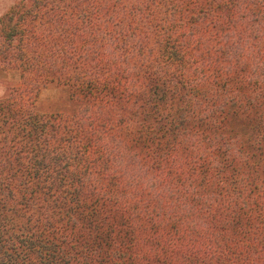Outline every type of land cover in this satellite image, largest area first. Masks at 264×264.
Listing matches in <instances>:
<instances>
[{
    "label": "trees",
    "instance_id": "obj_1",
    "mask_svg": "<svg viewBox=\"0 0 264 264\" xmlns=\"http://www.w3.org/2000/svg\"><path fill=\"white\" fill-rule=\"evenodd\" d=\"M0 72V264H264V0H20Z\"/></svg>",
    "mask_w": 264,
    "mask_h": 264
},
{
    "label": "rangeland",
    "instance_id": "obj_2",
    "mask_svg": "<svg viewBox=\"0 0 264 264\" xmlns=\"http://www.w3.org/2000/svg\"><path fill=\"white\" fill-rule=\"evenodd\" d=\"M20 0H0V16ZM18 84L13 72H0V97L7 94L11 86ZM68 96L62 85L48 83L39 93L37 108L40 112L68 111ZM70 109V108H69Z\"/></svg>",
    "mask_w": 264,
    "mask_h": 264
}]
</instances>
